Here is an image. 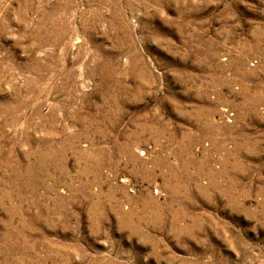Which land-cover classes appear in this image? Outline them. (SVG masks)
Segmentation results:
<instances>
[{
    "label": "rangeland",
    "instance_id": "rangeland-1",
    "mask_svg": "<svg viewBox=\"0 0 264 264\" xmlns=\"http://www.w3.org/2000/svg\"><path fill=\"white\" fill-rule=\"evenodd\" d=\"M0 264H264V0H0Z\"/></svg>",
    "mask_w": 264,
    "mask_h": 264
}]
</instances>
